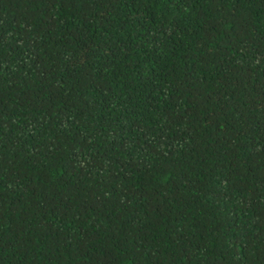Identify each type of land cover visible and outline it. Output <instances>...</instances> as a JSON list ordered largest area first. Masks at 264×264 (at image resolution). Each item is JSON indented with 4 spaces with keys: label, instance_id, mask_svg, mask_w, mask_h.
Wrapping results in <instances>:
<instances>
[{
    "label": "trees",
    "instance_id": "16d2710c",
    "mask_svg": "<svg viewBox=\"0 0 264 264\" xmlns=\"http://www.w3.org/2000/svg\"><path fill=\"white\" fill-rule=\"evenodd\" d=\"M0 264H264V0H0Z\"/></svg>",
    "mask_w": 264,
    "mask_h": 264
}]
</instances>
